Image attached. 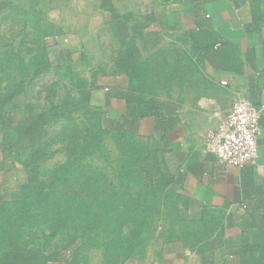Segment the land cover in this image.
Segmentation results:
<instances>
[{
	"label": "rangeland",
	"instance_id": "374dc122",
	"mask_svg": "<svg viewBox=\"0 0 264 264\" xmlns=\"http://www.w3.org/2000/svg\"><path fill=\"white\" fill-rule=\"evenodd\" d=\"M96 1L0 0V94H14L2 116L7 125L0 126V224L15 227L8 237L39 264L159 256L195 231L183 218L186 199L176 186L144 195L150 190L141 185L135 159L158 149L152 138L105 133L119 107L115 90L126 86L115 62L133 67L127 87L158 101L178 88L176 63L190 62V38L169 29L152 32L162 21L154 13L167 0H136L143 14L135 24L127 16L104 17ZM120 7L130 6L121 0ZM147 42L156 49L151 59H144ZM184 72L191 106L210 86L205 78L192 83L190 66Z\"/></svg>",
	"mask_w": 264,
	"mask_h": 264
},
{
	"label": "crops",
	"instance_id": "0c3cea01",
	"mask_svg": "<svg viewBox=\"0 0 264 264\" xmlns=\"http://www.w3.org/2000/svg\"><path fill=\"white\" fill-rule=\"evenodd\" d=\"M94 3L104 17L106 14L115 15L117 19L127 16L134 24L137 14H143L137 12L136 0H127L131 8L126 12L120 9L121 0H97ZM258 6L264 15L259 0H167L163 10L154 13V17L158 15L162 21L151 27L152 32L158 34L169 29L190 38L193 54L190 62L181 59L176 63V91L166 92L158 101L154 100L168 106V111H162L158 118L147 117L139 121L137 132L150 136L156 147L164 150L166 166L175 175V189L186 199L180 206L183 218L195 231L191 239L179 236L182 244L174 251H163L159 256L145 252L124 264H241L238 252L243 244L247 242L255 248L264 246V18L258 31L245 30L253 8ZM55 25L61 26L57 21ZM198 29L213 32L228 47H235L241 71L233 72L225 61L205 59L191 40L200 32ZM134 45L136 49L141 47ZM143 49L144 59H151L156 50L149 42ZM115 63L119 67L117 76L126 79V86L115 90V100L119 103L115 117H118L125 112L121 99L125 94L145 100L150 97L137 88L127 87L129 75L120 69L122 63ZM185 64L192 69V83L205 78L210 86L206 95L195 96L191 106L183 87L187 82ZM201 67L206 73L204 76H201ZM169 81L166 78L163 83ZM241 96L248 97L262 110L260 125L263 132L258 140L256 165L237 168L205 154L203 145L206 135L222 124L232 102ZM2 161L0 149V177L5 172L1 169ZM188 242L196 244L190 246ZM252 256L260 258L258 251H253Z\"/></svg>",
	"mask_w": 264,
	"mask_h": 264
},
{
	"label": "trees",
	"instance_id": "16d2710c",
	"mask_svg": "<svg viewBox=\"0 0 264 264\" xmlns=\"http://www.w3.org/2000/svg\"><path fill=\"white\" fill-rule=\"evenodd\" d=\"M263 18L264 15L259 9V6L257 9L253 8L251 21L245 26V30L247 32L258 31ZM197 31H200V29ZM191 40L196 47L199 48L205 59L211 62L225 61L226 64L230 65L233 72L241 71L242 65L239 60L238 50L235 47H228L226 43L221 42L217 34H214L213 32L200 31L196 36H192ZM129 47L130 49H133L131 44ZM132 68L133 67L128 69L127 65H124L123 72H127L129 74V70L131 74ZM130 89L136 90L131 87ZM13 98L14 94L11 93L0 94L1 128H4L7 125L3 122L2 116L4 115L5 107L12 103ZM121 99L125 104V112L120 114L118 117H115V119L106 120V134H118L124 132L129 134L137 133L139 121L147 117L158 118L162 111H168V106L165 104L145 100L144 98L134 96L133 94L127 93ZM107 104L108 100L106 102V105ZM253 104L258 107L254 102ZM163 152L164 150L159 148L155 149L150 155L147 154L145 157L135 159V169L137 170L136 173L138 177L141 179V185L150 190V192L144 193L146 196H149L151 192L165 191L176 184L175 175L171 173L166 166ZM2 156H4V150H2ZM1 210L2 207L0 199V212ZM8 232L13 235L14 232H16L15 227L7 223L0 224V264H39L33 258V252L30 253L28 251H24L23 248H20L19 251L18 246H14L11 238L8 237ZM253 251L259 252V259L253 258ZM238 255L240 257L241 264H262L264 263V259H262V255L264 256V246L255 248L246 242L239 249ZM138 257H141L140 252L124 258L121 264H124L129 259ZM42 260L46 261V258L42 257Z\"/></svg>",
	"mask_w": 264,
	"mask_h": 264
},
{
	"label": "built area",
	"instance_id": "2783aa9c",
	"mask_svg": "<svg viewBox=\"0 0 264 264\" xmlns=\"http://www.w3.org/2000/svg\"><path fill=\"white\" fill-rule=\"evenodd\" d=\"M261 115L262 110L251 99L242 96L236 98L222 124L206 135L204 153L225 165L237 168L255 166L258 140L263 132Z\"/></svg>",
	"mask_w": 264,
	"mask_h": 264
}]
</instances>
